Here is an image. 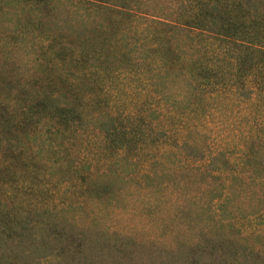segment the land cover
Here are the masks:
<instances>
[{"label": "trees", "instance_id": "16d2710c", "mask_svg": "<svg viewBox=\"0 0 264 264\" xmlns=\"http://www.w3.org/2000/svg\"><path fill=\"white\" fill-rule=\"evenodd\" d=\"M263 170L264 0H0V264L101 263L94 201Z\"/></svg>", "mask_w": 264, "mask_h": 264}, {"label": "rangeland", "instance_id": "374dc122", "mask_svg": "<svg viewBox=\"0 0 264 264\" xmlns=\"http://www.w3.org/2000/svg\"><path fill=\"white\" fill-rule=\"evenodd\" d=\"M260 172L264 174V170ZM247 175L244 182L241 179L230 180L234 191L231 190L223 201L210 200L205 189L217 187L218 181L227 184L224 176L217 180L208 179L207 186L191 181L176 186L158 185L162 195L130 187L121 196L116 195L103 202L94 201L85 210L98 213L96 209L103 203L107 204L96 219L104 220V224L114 223L119 234L116 238H109L91 229V242H87L84 250L87 251L86 247L90 245V249L103 254V261L96 264H222L223 257L232 251L240 255L244 242H248L260 255L257 259L248 255L241 264H264V176L258 179L250 172ZM128 186L131 184H125L123 188ZM178 189L179 194L175 192ZM41 203L49 204L47 200ZM177 203H180L178 207ZM79 219L86 220L81 214ZM212 219L217 222L214 226H211ZM125 234L136 240L124 243L122 236ZM241 237H244V242H236ZM193 242L201 245H192ZM213 243L216 244L211 245ZM212 247L216 248V253ZM66 256L63 263L71 264ZM40 264L55 263L48 259Z\"/></svg>", "mask_w": 264, "mask_h": 264}]
</instances>
